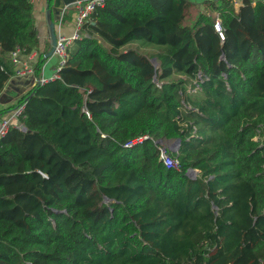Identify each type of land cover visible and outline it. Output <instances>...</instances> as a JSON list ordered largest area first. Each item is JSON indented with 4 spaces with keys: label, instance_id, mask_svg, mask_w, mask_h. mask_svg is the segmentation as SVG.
Here are the masks:
<instances>
[{
    "label": "trees",
    "instance_id": "16d2710c",
    "mask_svg": "<svg viewBox=\"0 0 264 264\" xmlns=\"http://www.w3.org/2000/svg\"><path fill=\"white\" fill-rule=\"evenodd\" d=\"M194 5L106 0L60 77L19 99L0 264H264V0L202 1L185 25ZM37 45L32 3L0 0V92L8 54Z\"/></svg>",
    "mask_w": 264,
    "mask_h": 264
},
{
    "label": "crops",
    "instance_id": "0c3cea01",
    "mask_svg": "<svg viewBox=\"0 0 264 264\" xmlns=\"http://www.w3.org/2000/svg\"><path fill=\"white\" fill-rule=\"evenodd\" d=\"M72 1L74 0H52V1L39 0L34 4H32V19L36 31V36L38 39V45L36 49L34 48L31 50L37 51L38 53L37 60L39 56L42 55L43 63H42L41 71L38 74L36 73V71H34L33 74L28 76H16L14 75V66L12 64L13 75L10 77V79L7 81L6 85L4 86L3 90L0 92V111L6 109L5 112H7L8 110L14 108L17 104H19V99L31 88H33L34 85L37 84L35 83L36 78L40 76L49 77L54 72V69L57 64V57L54 54H52L49 57H45V54L51 49V38L49 33V25H48L46 12L48 7L51 8L50 15H51V19L54 21L56 35L58 34L70 35L73 32V23H74L73 17H74L75 8L72 7L68 9L67 5L72 3ZM78 1H82V0H78ZM192 1L195 4L193 7L196 8L197 11H200L203 10L202 1H210V0H192ZM241 1L242 0H230L232 5L234 6L235 12H237V9L240 6ZM58 16H61L59 20L57 19ZM63 16L65 17L67 16V19L63 20ZM22 58H25V56H22ZM2 114H0V116ZM21 117L22 116L19 117V122L23 126L20 120ZM22 129H24V127Z\"/></svg>",
    "mask_w": 264,
    "mask_h": 264
},
{
    "label": "built area",
    "instance_id": "2783aa9c",
    "mask_svg": "<svg viewBox=\"0 0 264 264\" xmlns=\"http://www.w3.org/2000/svg\"><path fill=\"white\" fill-rule=\"evenodd\" d=\"M29 1L34 4L39 0ZM105 1L106 0H82L76 2L74 6L75 12L73 17V32L70 35L58 34L56 38L53 54L57 57V64L54 72L49 77L40 76L36 78L35 83L45 84L60 77V71L66 64L68 58L69 46H71L75 40L82 37V25L90 18V15L97 8L103 7ZM213 28L218 33L220 40H223L224 35L219 18L214 21ZM22 56H25V58H22ZM9 57L14 66V75L28 76L33 74L35 71V64L38 57L37 51L31 50L26 52L20 47H16L10 52ZM24 105L25 103L21 102L0 116V137L4 136L11 127L18 129L23 128L19 122V117L23 112ZM132 144L133 142H127L124 146L128 147ZM160 158L166 167H173L175 169L179 168L178 160L166 153L164 148H160Z\"/></svg>",
    "mask_w": 264,
    "mask_h": 264
},
{
    "label": "water",
    "instance_id": "95a60500",
    "mask_svg": "<svg viewBox=\"0 0 264 264\" xmlns=\"http://www.w3.org/2000/svg\"><path fill=\"white\" fill-rule=\"evenodd\" d=\"M78 0H74L72 1V3L68 4L67 5V8H72L75 6L76 2ZM51 8L48 7L47 9V19H48V25H49V33H50V38H51V49L45 54V57H49L53 54V50H54V46H55V43H56V38H57V35H56V32H55V27H54V21L51 19ZM60 14V13H59ZM61 16H58L57 19L59 20ZM152 61H154V59H152ZM178 144H179V140H176L171 146H170V149H172L173 151H176L177 148H178ZM187 174L189 176H194L196 175V170L195 169H190L188 170Z\"/></svg>",
    "mask_w": 264,
    "mask_h": 264
},
{
    "label": "rangeland",
    "instance_id": "374dc122",
    "mask_svg": "<svg viewBox=\"0 0 264 264\" xmlns=\"http://www.w3.org/2000/svg\"><path fill=\"white\" fill-rule=\"evenodd\" d=\"M195 12H196V8H194V7H192L191 11L189 10L188 15L185 17V20H184V24H185V25H188L189 23L192 22ZM217 18H218V17H217V15H216L214 21H215ZM126 48H134V49H137V48H139V46H138V43L135 41V42H132V43H130L129 45H127ZM139 49H140V48H139ZM194 176H196V175H194ZM194 176H193V177H194Z\"/></svg>",
    "mask_w": 264,
    "mask_h": 264
}]
</instances>
